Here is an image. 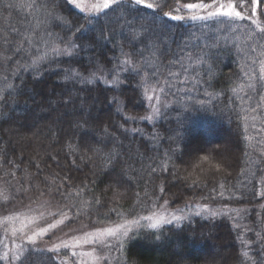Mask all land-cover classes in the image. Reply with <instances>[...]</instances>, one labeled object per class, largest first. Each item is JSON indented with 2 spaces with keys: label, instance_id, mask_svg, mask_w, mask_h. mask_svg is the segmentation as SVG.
<instances>
[{
  "label": "trees",
  "instance_id": "1",
  "mask_svg": "<svg viewBox=\"0 0 264 264\" xmlns=\"http://www.w3.org/2000/svg\"><path fill=\"white\" fill-rule=\"evenodd\" d=\"M245 2L251 18L229 32L128 0L100 15L68 0H0V214L46 206L64 218L17 264L73 262L65 248L49 251L56 233L163 204L217 211L139 228L119 254L118 243L98 245L101 264H264V49L243 40L253 20L264 27V0L255 16ZM163 80L171 103L149 121L145 89ZM1 255L0 241L5 264Z\"/></svg>",
  "mask_w": 264,
  "mask_h": 264
},
{
  "label": "rangeland",
  "instance_id": "2",
  "mask_svg": "<svg viewBox=\"0 0 264 264\" xmlns=\"http://www.w3.org/2000/svg\"><path fill=\"white\" fill-rule=\"evenodd\" d=\"M70 2V0H68ZM153 0H147V2H152ZM103 0H77V4L71 3V5L77 10L81 11V8L88 9L93 5L101 4ZM212 0H187V1H178V7L169 10L172 14L191 16V15H203L205 14L203 10L197 9L196 11H191L183 8L185 4H199V3H211ZM220 2H228V0H220ZM84 13L90 14L88 11H81ZM95 14V13H91ZM188 22L190 21H204V20H190L185 19ZM69 49H65V52H68ZM60 52H64L63 48H60ZM264 75V73H263ZM162 89V91H161ZM171 89V83L165 82L163 80L159 84L153 86H147L145 89V96L148 103L149 110L145 115L149 121H153L160 112L164 109L165 106L169 105L170 99L166 98L164 94ZM151 97V99H149ZM154 109L156 111H154ZM262 124V123H261ZM264 124V119H263ZM262 132V131H261ZM263 133L260 134L261 145L264 146V137ZM264 180V178H263ZM8 196L5 194H0V202H5ZM263 205V206H261ZM264 208V202L258 205ZM233 208V207H232ZM232 208H225L228 212L234 211ZM215 213L217 210L211 206L199 205V204H187L179 209H171L166 204L161 205L159 208L153 212L141 216L139 218H132L123 220L121 222L103 226L100 228L85 230L79 233H73L66 235L64 232H59L54 235L51 239L49 247L51 249L55 248L56 250L67 249L69 255L74 258L73 262H68V264H101V260L104 254H100L97 250L98 245H103L108 242L117 243L110 237L99 236V231H103L107 228H115L117 225H126L129 229V235L139 228L145 227L150 229H158L164 224H179L180 220L173 221V217H188L191 213L196 214H206L209 212ZM235 212V211H234ZM56 211L51 208L41 207L39 210L31 211H12V212H2L0 214V241L2 243V258L5 264H17L18 258L23 253L24 248L27 246L28 237H33L34 242H38L40 238L50 234L54 230H59L64 218L61 216L55 217ZM155 214V216H154ZM163 216L164 219L172 221L171 223H162L158 228L150 227V224L155 222V219ZM145 217H152V219H144ZM135 222V223H133ZM264 223V221H263ZM50 225H55V227H49ZM41 230L44 231L43 235L34 236L35 233H40ZM99 230V231H98ZM128 236L123 239V247L125 246ZM93 237H98V239L93 242ZM88 242H85V241ZM67 245V246H64ZM122 246L118 243L117 254L122 252Z\"/></svg>",
  "mask_w": 264,
  "mask_h": 264
},
{
  "label": "snow or ice",
  "instance_id": "3",
  "mask_svg": "<svg viewBox=\"0 0 264 264\" xmlns=\"http://www.w3.org/2000/svg\"><path fill=\"white\" fill-rule=\"evenodd\" d=\"M70 2L73 4H77V6L79 7L77 0H70ZM122 2L123 0H103L101 4L93 5L91 8L88 9L81 8V11H88L90 14L95 13L96 15L106 14L105 10H115V7H119L122 4ZM128 3L135 4L138 7L143 6L146 9H151L153 11V14L160 13L163 17L173 20H184V19L213 20L221 24L229 32L238 31V29L232 27L235 21L251 18L250 16L244 15V12L249 9V5L245 2V0H240L239 3L234 2V0H228V2H220V0H212V2L208 4L189 3L183 5L184 9L191 11H196L197 9H201L205 13L203 15H191V16L172 15L170 11H165L161 13V9L166 5L167 0H161V3H149L147 2V0H128ZM257 3L258 0H251V6H250L251 16L256 15ZM19 6L21 5H7L6 7H19ZM28 7H32V5H28ZM252 23L256 25V29L247 31L243 36V40L249 42L248 46L250 47V50L252 52H255L257 47L264 49V27H261L256 20H253ZM237 39H239V37H237ZM254 40H259L260 41L259 45L252 44L251 42ZM5 43H8L7 39H5ZM52 51L55 52L57 51V49L53 48ZM126 62L130 63V61H126ZM198 62H203V61H198ZM33 63H35V61H33ZM261 72L264 73V61H261ZM170 75H174V74L170 73ZM261 80H264V75L261 76ZM248 87L254 89L255 85L249 84ZM232 91L236 92L237 89H232ZM149 99H151V97H149ZM154 111L156 110L154 109ZM200 159L201 161H207L211 164V158L208 155H204ZM212 166L216 170H220L221 168V165L218 163ZM212 215H216V213H212ZM144 219H152V217H145ZM180 219H184V217H175V216L173 217V221ZM171 222L172 221L164 219L163 216H160L157 219H155V222L150 224V227L158 228L162 223H171ZM49 227H55V225H50ZM44 231L46 230H41L40 233H35L34 236L43 235ZM128 234H129V229L126 225H117L115 228H107L104 229L103 231H99V236L110 237L113 240H115L117 243H119L121 246L123 243V239L127 237ZM97 239L98 237H93V242H95ZM157 239H159V237H157ZM28 240L34 243L33 237L31 236L28 237ZM85 242L88 241L86 240ZM53 250L56 249L55 248L49 249V251H53ZM244 255L247 256V253H244ZM17 258L20 259V257Z\"/></svg>",
  "mask_w": 264,
  "mask_h": 264
}]
</instances>
